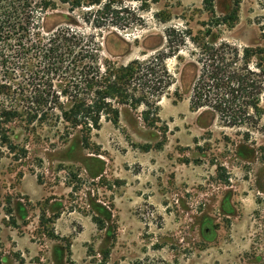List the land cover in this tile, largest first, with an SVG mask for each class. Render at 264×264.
I'll list each match as a JSON object with an SVG mask.
<instances>
[{"label": "rangeland", "instance_id": "374dc122", "mask_svg": "<svg viewBox=\"0 0 264 264\" xmlns=\"http://www.w3.org/2000/svg\"><path fill=\"white\" fill-rule=\"evenodd\" d=\"M28 3L29 50L0 44V264H264V0ZM56 29L78 34L59 77L31 47ZM81 48L100 80L139 62L163 92L109 98L88 146L40 119Z\"/></svg>", "mask_w": 264, "mask_h": 264}, {"label": "trees", "instance_id": "16d2710c", "mask_svg": "<svg viewBox=\"0 0 264 264\" xmlns=\"http://www.w3.org/2000/svg\"><path fill=\"white\" fill-rule=\"evenodd\" d=\"M28 2L29 0H0V44L5 40L12 39L14 34L15 36L18 35L16 41L21 43L19 46L23 50H29L30 46L27 42L24 43L28 39L25 34L30 31L27 26H36L37 24L35 23L36 17L31 16L32 13L28 11L30 7ZM20 4H22V7L26 11V20L17 24L21 21L18 9V5ZM77 37L78 34H72L69 30L56 29L50 31L47 37H38L32 40L31 47L38 48L44 53V56L49 59L48 63L50 64L51 73L55 77H59L62 71L67 68L65 65L69 62V59L73 55L76 56ZM79 51L77 55L86 53L85 59H90L73 69L74 76L79 80V83L72 86L71 89L63 90L59 94L58 92L56 94L55 92L49 94L48 96L51 100H42L47 110L40 119L44 118L42 120L44 122L46 119L56 116V119L65 123L69 128L82 133L81 141L83 145L86 144L88 146L89 136L92 131L99 130L101 127L100 121L103 113L111 111L116 114L117 118L119 116L117 111H112L111 104L107 102L109 98L118 99L119 105H129L136 108L149 100L152 91H160L159 93L163 94L160 89L162 81L159 82L158 80L151 79V77L158 79L154 67L145 65L147 66L146 68L144 64H140L139 62H132L127 66H109L105 76L100 80L98 76L99 59L97 48L96 50H83L81 48ZM253 53L254 51H252ZM255 55L264 59V50L261 48L255 50ZM3 57V55H0V58ZM249 57L248 50H245L243 59H248ZM156 60L158 58H154V61ZM153 63V61L148 62L149 65ZM262 71H264V68H262ZM136 80L139 82L137 88H140L142 91L140 93L142 94L141 96H138V89L131 90L130 88V85ZM168 87L169 83L165 85V89ZM130 91L133 93H130ZM63 97H67V103L63 102ZM32 104H35V102ZM57 109L60 112L59 115L54 114V111H57ZM234 117L232 116L231 118Z\"/></svg>", "mask_w": 264, "mask_h": 264}]
</instances>
